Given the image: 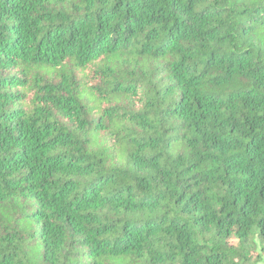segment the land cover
Returning <instances> with one entry per match:
<instances>
[{"label": "trees", "instance_id": "trees-1", "mask_svg": "<svg viewBox=\"0 0 264 264\" xmlns=\"http://www.w3.org/2000/svg\"><path fill=\"white\" fill-rule=\"evenodd\" d=\"M0 264H264V0H0Z\"/></svg>", "mask_w": 264, "mask_h": 264}]
</instances>
